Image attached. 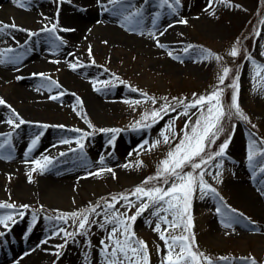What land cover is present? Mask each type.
I'll use <instances>...</instances> for the list:
<instances>
[{
	"label": "rangeland",
	"instance_id": "1",
	"mask_svg": "<svg viewBox=\"0 0 264 264\" xmlns=\"http://www.w3.org/2000/svg\"><path fill=\"white\" fill-rule=\"evenodd\" d=\"M188 1L180 0L185 10L178 7L171 14L170 20L173 19L178 25V32L170 36L175 43L155 47L158 53L124 47L107 48L102 43L92 45L91 42L84 43L83 50L77 52L80 59L78 68L85 71L86 77L93 78L97 91L106 93L103 109L94 118L77 115V111H72L70 107L58 109L54 116L51 115L54 120L48 118L47 121L59 124H55V127L63 126L61 128L69 132L71 142L45 155L29 154L24 160L22 176L24 183L32 186L41 175L50 173L49 176L53 177L51 171L63 169L64 173L60 171V176L78 179L75 184L65 187L57 195L47 190L24 193L15 192L19 181L14 172L0 178V186L9 189V193L0 192V204L15 205L13 209L4 208L5 212L0 218L9 215L11 219L0 226L12 224L21 212L30 215L32 225L44 219L41 224L51 236L49 245L52 248L45 264H107L108 257L101 254L102 249L106 245V251L110 253L113 241L122 240L124 236L120 235L123 229L118 228L113 239H108L113 227L117 226L104 224L106 204L114 203V207L108 210V219H111V213L131 216L139 204L147 200L146 197L137 200L131 195L136 187L166 189L173 182L180 183L174 178H169L167 185L163 179H152L147 184L143 182L157 175L167 154L180 143L186 131L191 132L201 110L207 114L209 105L205 103L188 109V115H181L184 107L179 101L192 103L195 98L208 96L218 89L222 91L221 101L225 109V116L220 122L223 131L218 132L215 143L208 145L205 153H202L207 158L208 154L219 151L220 145L228 144L222 157H215L209 164L202 165L204 180L215 192L202 195L197 186L191 198V229L184 232L182 226L168 228L165 236H194L193 251L203 254L201 264H204V257L210 258L213 264H247L249 259H254L256 264H264V232L259 230L262 224L244 206L243 201L234 196L239 176L248 178L247 174H237V170L264 166V156L259 155L264 151V72L257 76L254 66V63L264 66V55H261L264 53V0H227L229 6L221 0H208L212 7L199 12L191 9ZM57 16V10L47 13L46 21H49L50 28L53 24L56 29L60 27ZM22 45L9 42L3 46V50L14 46L21 49ZM233 46L239 49L236 57L229 55ZM204 53H211V56L205 59ZM217 56L221 59L216 60ZM249 56L251 59H248ZM190 64L193 69L188 68ZM225 67L230 71L221 84L219 77ZM40 73L49 79H43L38 75ZM60 75V70L50 68L19 76L17 81L27 79L50 84ZM9 87L10 84L5 89ZM234 90L246 120L238 118L229 109ZM81 93L72 92L71 100L76 101ZM150 98H154L155 103ZM165 104L175 107V111L169 108L167 113L161 112L162 118L157 117L154 122L150 113L159 111ZM230 111L233 114L229 115ZM186 123L189 125L187 129ZM145 124L150 127H145ZM101 129L119 131L104 132ZM161 132L169 137L168 143H164ZM11 139V136L4 138L0 144H12ZM77 141L83 148L79 147ZM154 144L155 147L152 146ZM250 144H254L257 151L251 162L248 160ZM44 157H48L52 163L41 169L34 162L40 160L43 164ZM138 161L140 166H137ZM196 162H199V158ZM68 166H72V169ZM178 171L186 174L192 169L188 164ZM96 172L100 174L92 175ZM122 195H127L134 202L133 206L120 200ZM114 196L117 197L116 201L112 200ZM97 204L100 207L96 208L95 213L87 212L89 223L86 228L78 229L79 220L73 219L71 214L86 212ZM25 205L26 208L22 207ZM155 210L149 208L136 221H129L130 233L133 246H136V240L147 245L148 264H163L169 249L159 238L160 233L154 231L155 223L160 222L152 215ZM160 215L172 220L170 212H161ZM127 216L123 218L127 219ZM242 225L247 226L245 230L239 229ZM165 228L167 225L161 223V231ZM67 233L73 235L68 236ZM102 240L105 245L101 244ZM60 245L63 247H58ZM178 251L176 247L173 256ZM128 255L132 256V253ZM123 264H135V261L124 260Z\"/></svg>",
	"mask_w": 264,
	"mask_h": 264
},
{
	"label": "bare ground",
	"instance_id": "2",
	"mask_svg": "<svg viewBox=\"0 0 264 264\" xmlns=\"http://www.w3.org/2000/svg\"><path fill=\"white\" fill-rule=\"evenodd\" d=\"M170 3L172 8L162 6L161 0H119L116 5L110 4L109 0H24L20 7L17 0H0V28L9 26L0 32V99L5 101L0 105V140L12 137V144L0 148V178L14 172L19 181L15 192L47 190L57 195L77 182L78 179L62 178L60 171L63 169L51 171L53 177L50 173L41 175L32 186L24 183L22 177L24 160L29 154L45 155L65 146L63 141L71 142L68 131L47 121L48 118L54 120L51 115L54 116L58 109L70 107L85 118H94L103 109L106 93L97 91L93 78L86 77L85 71L78 68L77 52L88 42L92 45L102 43L107 48H134L153 53L157 52L155 47L158 45L175 43L170 36L178 32V25L170 20L172 9L185 10V7L173 0ZM210 4L208 0L188 1L189 7L198 12L208 10L212 7ZM126 7L129 8L124 11ZM137 9H141V15L131 22L125 21L124 17ZM49 10L58 13L60 27L53 32L44 31L50 28L46 21ZM29 32L35 35L30 37ZM9 42L23 45L21 49L3 50ZM72 64L77 65L75 70L70 66ZM50 68L61 71L55 80L59 87L34 80L17 81L19 76ZM188 68L193 69V66L190 64ZM9 84L10 87L5 89ZM72 92H82L78 97L79 104L77 99L71 100ZM17 117L25 121L19 127H15L19 122ZM9 119L13 124L8 123ZM45 125L47 127H43ZM37 137V144L33 146L32 139ZM68 167L72 169V166ZM259 169L237 170V174H247L248 178L239 176L234 196L260 220L262 227L258 228L264 232V174ZM0 192L9 193V189L0 186ZM4 212V208L0 209V216ZM41 223L44 219L32 225L30 215L23 214L12 224L0 226V264L46 263L52 249L49 245L51 236ZM246 227L242 225L239 229Z\"/></svg>",
	"mask_w": 264,
	"mask_h": 264
},
{
	"label": "snow or ice",
	"instance_id": "3",
	"mask_svg": "<svg viewBox=\"0 0 264 264\" xmlns=\"http://www.w3.org/2000/svg\"><path fill=\"white\" fill-rule=\"evenodd\" d=\"M24 0H17V5L22 7ZM180 0H174L175 4H179ZM222 3H225L226 6L227 0H221ZM109 3L112 5H116L119 3V0H109ZM161 5H167L169 8H172V3L170 0H161ZM211 4L209 5V7ZM175 11V9H173ZM141 15V11L137 9L136 11H132L128 16H125V21L131 22L133 18L138 17ZM181 23H186V21H180ZM155 23V21H153ZM264 23V21H262ZM9 27L8 25H4L3 28H0V32L4 30V28ZM11 27L15 28V25ZM56 29V25L53 24L51 28H45L44 31L53 32ZM28 35L31 37L35 35V33L29 32ZM259 35V33H257ZM59 39V37H57ZM160 46V45H158ZM8 51H11L10 49ZM187 52L188 49H185ZM239 49L236 46H233L229 55L232 57H236L238 55ZM91 49H89V57H91ZM171 55V53H170ZM264 55V53H261ZM211 56V53H204V58L207 59ZM216 60H220V57H215ZM248 59H251L249 56ZM73 70L77 67L76 64L70 65ZM256 74L259 76L262 72H264V66L255 65ZM229 68H223V74L220 75L219 80L220 83L223 84L225 77L229 74ZM43 79L48 80L49 78L43 74H38ZM118 79V78H117ZM53 85H56L55 81L51 82ZM232 87L235 89L236 85L233 83ZM132 91H137L136 89H132ZM222 91L221 90H214L208 96H199L198 98L194 99V102L184 104L181 100L179 104H182L184 107V112L181 115H188V109L197 108L200 105H204L208 103L207 114L205 115L204 112L201 110V115L196 119L195 124L191 127V132H185L183 138L180 140V143L176 145L175 149L170 151L167 154V159L161 162V166L158 168L157 175L155 177H150L146 179L143 183L147 184L152 179H163V183L165 185L169 184V178H174L175 180L180 181V183H171L169 187L161 188V187H153L150 189H145L143 187H136L131 195L135 196L137 200H142L144 197L147 198L144 202L140 203L139 206L136 208V211L133 215L127 216V213L121 214L117 216L116 213H111V219H108L109 212L108 210L114 207V203H107L105 206V221L104 224L113 223L117 227H113L112 232L109 234L108 239L112 240L113 236L117 233L118 228H122L123 232L120 235L124 236V239H115L113 241L114 246L111 248V252H107L105 242L102 240L101 244L105 245V248L102 249L101 254L108 257L107 264H123L124 260H134L135 264H148V252H147V245L140 240L135 241V245L133 246V236L130 233L131 224L129 221H136L137 217L142 215L145 211L149 208H155L156 210L152 212L153 216H156L160 222L155 223L154 231L160 233V239L165 242L169 251L168 255L165 257L163 264H201L200 258L203 256L202 253H197L193 251V245L195 244V238L191 235H181V236H171L166 237L165 232L168 228L175 229L177 227L182 226L184 232H189L192 227L191 223V198L193 193L196 191L197 186L199 188V192L202 195H206L207 193H214L215 189L211 188L204 180L205 171L202 170V165L209 164L215 157H222L225 153V149L228 147L227 142L220 145L219 151L210 153L207 155V158L202 156V153H205L206 147L212 143H215V136L218 132L223 131L222 127L220 126L221 120L225 116V109L221 101ZM52 99H56V97H51ZM152 99L153 103H155L154 98ZM214 102V103H213ZM77 103L79 104V98H77ZM138 103V102H137ZM5 101L0 99V105H4ZM169 108L172 111H175V107L165 104L161 106L159 111H153L150 113L152 120L155 122L157 117H161V112L167 113ZM229 109L234 111V114L240 118L246 120L247 117L242 113L238 104L237 92L234 90L231 96V103L229 105ZM233 114L232 111L229 112V115ZM15 115V113H13ZM147 118V117H146ZM162 118V117H161ZM18 119V123L15 127H19L20 125L24 124L25 121L22 119ZM8 123L11 125L13 121L11 119L8 120ZM140 122H137L139 124ZM145 127H150V125L145 124ZM43 127H47L46 125ZM62 127V126H61ZM189 125L186 123L185 128L187 129ZM169 130H171V126H169ZM100 131L104 132H117V129H101ZM160 135L163 137L164 143H168L169 137L165 135L164 132H161ZM83 139V137H81ZM37 139L32 140V145L37 144ZM69 141L65 140L63 143H68ZM80 148H83L82 144H79ZM147 143V141H145ZM159 143V141H157ZM155 147V144L152 145ZM4 147L3 144H0V148ZM31 151V148L29 149ZM27 155V154H26ZM64 155V153H61ZM257 155V151L255 149L254 144L249 145V154L248 160L251 162L254 159V156ZM259 155L264 156V151H261ZM197 158H199V162H196ZM102 162V161H101ZM35 165L40 166L43 169L46 164H51L52 161L48 157H44V163L40 160H36ZM190 164L192 172L181 174L180 169H182L185 165ZM137 166H140V162H137ZM219 167V165H216ZM125 167H129V165H125ZM36 169L34 168L33 171ZM197 170H200L198 174L194 175ZM105 171H111V169H105ZM260 173H264V166H261L259 169ZM99 172L92 173V175H99ZM211 175V173H208ZM114 175V174H113ZM218 175V174H217ZM30 182L31 177L29 176ZM120 200H123L129 204V206H133L134 202L129 200L127 195H122L119 197ZM113 201L117 200V197H112ZM163 205H167V207H163ZM159 206V207H158ZM22 207H27L22 206ZM100 207L97 204L95 207L89 208L86 212H81L79 214L73 212L71 217L73 219H78V229H85L86 225L89 223V216L87 212L95 213L96 208ZM2 208H15L13 204H0V209ZM219 211V209H217ZM235 211V210H233ZM161 212L169 213L172 216V220L169 221L166 216L160 215ZM19 215H23V213H19ZM127 216V219L123 218ZM63 217H57V219H61ZM11 216L0 218V224H5L6 220H10ZM161 223L167 225V228L164 231H161ZM101 225V227L104 226ZM80 234V233H77ZM68 236H72V233H67ZM170 239V243H169ZM58 247H63L60 245ZM178 247L179 251L173 256L174 249ZM132 253V256L128 254ZM59 253H57V256ZM122 257L123 259H121ZM227 260V258H221ZM204 264H213V261L210 258L204 257ZM230 264V262H229ZM247 264H256L254 259H249Z\"/></svg>",
	"mask_w": 264,
	"mask_h": 264
}]
</instances>
